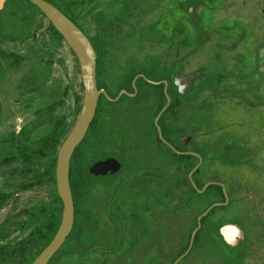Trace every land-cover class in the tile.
I'll list each match as a JSON object with an SVG mask.
<instances>
[{
    "label": "flooded vegetation",
    "instance_id": "obj_1",
    "mask_svg": "<svg viewBox=\"0 0 264 264\" xmlns=\"http://www.w3.org/2000/svg\"><path fill=\"white\" fill-rule=\"evenodd\" d=\"M264 264V0H0V264Z\"/></svg>",
    "mask_w": 264,
    "mask_h": 264
},
{
    "label": "water",
    "instance_id": "obj_2",
    "mask_svg": "<svg viewBox=\"0 0 264 264\" xmlns=\"http://www.w3.org/2000/svg\"><path fill=\"white\" fill-rule=\"evenodd\" d=\"M51 17L58 29L64 34L68 41L78 50L80 54L82 77L84 83V100L79 121L65 139L59 150L56 165L57 192L63 209L61 222L54 238L47 247L36 257L32 264H46L51 255L59 248L68 235L73 222V203L68 182V166L73 148L82 139L88 126L95 106L94 89V58L87 39L75 29L59 13L50 10L44 3L36 1Z\"/></svg>",
    "mask_w": 264,
    "mask_h": 264
}]
</instances>
